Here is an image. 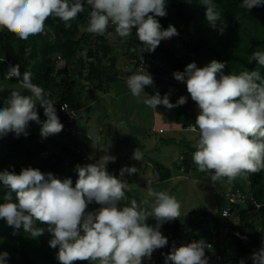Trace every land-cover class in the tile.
I'll return each instance as SVG.
<instances>
[{
    "label": "clouds",
    "instance_id": "obj_1",
    "mask_svg": "<svg viewBox=\"0 0 264 264\" xmlns=\"http://www.w3.org/2000/svg\"><path fill=\"white\" fill-rule=\"evenodd\" d=\"M85 3L90 6L88 32L103 35L111 27L117 36L126 38L135 29L144 52L126 84L134 97L147 93L145 86L158 80L154 82V73L145 68L153 62L145 51L153 52L161 40L179 35L175 25L164 28L157 18L167 15L166 0H0V25L12 29L21 39H27L43 32L44 22L50 16L64 21L66 27L70 26L69 22L84 12ZM200 3L206 6L210 26L222 32L223 27L217 23L220 16L215 0H201ZM261 5L264 0H241V7L248 10ZM250 59L264 66V51L255 50ZM142 60L148 61L145 67L141 65ZM224 68V62L213 59L203 67H198L195 61L190 62L183 71L173 73L176 80L186 82L183 95L191 96L200 110L197 118L189 114L196 109L194 102H190L192 107L186 114L190 116L191 124L185 130L199 132L192 159L200 171L212 173L214 184L224 178L230 181L245 173L264 170V77L257 70L225 74ZM4 77L17 78L28 94L13 90L9 97L0 100L3 101L0 104V138L9 133L17 138L21 134L27 136L30 121L42 125L40 134L43 138L59 133L65 127L57 114V100L53 102L41 86L32 82L30 70L21 73L19 64H9ZM183 95L172 102L169 94L162 96L156 91L153 95L148 94L143 103L152 109H157L158 105L171 109L188 102ZM62 103L58 102L61 110L73 115L69 104ZM38 105L43 108L44 120L40 118ZM76 108L79 133L76 137L70 135L78 140V145H84L81 153H86L87 162H94L89 160L86 145L80 138V108ZM179 126L178 129L184 130L182 125ZM154 132L165 133L164 130H151ZM142 157L138 148L134 149L132 158L142 160ZM115 159L114 155L106 153L94 163L77 164L75 186L71 177L62 179L38 167H23L19 173L8 168L0 170V182L8 189L0 196V219H5L16 230L23 227L33 238L45 232V228L35 226L37 221L47 225V231L52 234L49 245L59 246L56 258L61 264H72L77 260H88L93 264H142L144 260H151L156 249L168 244L172 234L161 231V226L179 217L180 204L167 191L155 190L149 183L147 196L154 198L150 212L143 207V200L138 203L132 198L130 203L122 205L128 190V182L123 177L138 169L126 165L120 169L119 176L110 173L107 165ZM229 189L232 188L225 189L222 194ZM94 203L99 207L88 210ZM150 216L157 221L154 226L147 223ZM208 246L203 239L180 246L173 242L171 250L164 254V264H208L205 254ZM8 257L7 251L0 252V264H9ZM251 258L253 264H264V247L253 252Z\"/></svg>",
    "mask_w": 264,
    "mask_h": 264
},
{
    "label": "trees",
    "instance_id": "obj_2",
    "mask_svg": "<svg viewBox=\"0 0 264 264\" xmlns=\"http://www.w3.org/2000/svg\"><path fill=\"white\" fill-rule=\"evenodd\" d=\"M200 2L201 0H166L167 15L157 18L164 28L169 24L175 25L179 35L161 40L153 52L145 51L153 60L145 68L149 73H157L159 76L153 91L161 88L163 95L168 93L172 102L173 96L183 95V89L174 90L172 83L167 82L166 78L173 76L174 71L183 70L193 61L206 65L216 59L225 63V74L231 71L239 73L257 70L264 77V66L258 65L257 60L250 59L255 50L264 51V5L248 10L241 7V0H215L220 16L217 23L223 27L221 32L210 26L206 19V6ZM89 12L90 6L85 3L84 12L70 21L68 27L64 21L50 16L44 22L43 32L27 39H21L12 29L0 25V100L9 97L13 90L28 94L17 78L4 77L9 64H19L21 73L30 70L32 82L41 86L53 102L57 100V114L65 126L66 116L58 102H72L81 108V97L87 83L93 84L96 90L107 92L112 84H116L115 81H120L119 75L128 77L135 72L143 57L142 42L136 37L135 29L123 41V49L126 48V57L131 63L118 68L120 56L116 53L113 41L107 39L106 33L100 35L86 30ZM178 51L183 52V57L178 56ZM61 60L64 61L63 67L58 66ZM126 67L130 70L124 71ZM1 78L4 79L1 81ZM188 107H192L190 102L174 109L177 123L184 128L191 124L190 116L186 114ZM37 110L41 120L46 119L43 108L38 105ZM41 126L36 121H30L26 129L29 133L27 136L21 134L17 138L9 133L0 138V170L8 168L19 173L23 167H38L41 171H51L62 179L71 177L75 186L78 178L75 166L94 162H87L86 153L78 152V140L66 133L64 127L59 133L43 138L40 134ZM131 139L137 146H141L135 138ZM166 142L171 143L170 140ZM191 149L184 153V159L177 167L187 175L191 170L195 171V176L200 172L199 175L203 178L204 171H200L192 159L196 148L193 146ZM66 157L71 158L68 163ZM149 162L158 172L160 182L173 177L171 168L151 158ZM119 169V161L114 160L109 172L119 176ZM225 179L228 184L219 186L221 192L230 185L234 191L244 192L248 199L236 209L239 220L236 225L232 224L231 236L234 243L225 246L220 243V239L217 242L221 256L218 263L242 264L241 258L247 256L253 264L252 253L264 247V170L245 173L230 181ZM7 190L0 182V196ZM229 205L231 204L222 199L219 210L213 211L209 206H202L189 213L187 223L181 222L180 217L163 223L161 231L172 235L168 238V244L156 249L149 261L164 264V254L171 250L173 242L186 244L191 237L208 235L211 227L221 229L223 209ZM98 207L96 203L90 204L88 210ZM156 223L155 218L149 222L153 226ZM35 226L45 228V232L37 238L31 237L23 227L16 230L5 219H0V252L9 253V264H61L56 258L59 246L53 248L49 245L52 234L47 231L48 226L38 221ZM72 264H91V261L77 260Z\"/></svg>",
    "mask_w": 264,
    "mask_h": 264
},
{
    "label": "rangeland",
    "instance_id": "obj_3",
    "mask_svg": "<svg viewBox=\"0 0 264 264\" xmlns=\"http://www.w3.org/2000/svg\"><path fill=\"white\" fill-rule=\"evenodd\" d=\"M106 34L113 41L112 44L115 46L116 53L120 56L118 68H121L123 65L130 64L131 61L126 57V48L123 49V41L127 40L129 36L126 38L117 36L114 32V29L111 27L109 28L108 32H106ZM115 38H118V40H116ZM143 52L144 51H142V53ZM178 56L183 57V52L178 51ZM60 65L63 66V64ZM204 65L205 63H197L198 67H203ZM119 78L121 79L117 84V87L120 90H124L122 88H124L128 77H122V75H119ZM3 79L4 78H1V81ZM166 81L173 84L174 90H180L186 87V82L178 81L174 78V76H169L168 78H166ZM149 86L150 85L145 86V91L149 95H153L154 92L152 91V89L150 90ZM98 92L99 95H105V93L103 92ZM147 93H142L140 97H134L132 94H130V92H125L122 95L117 96L112 93L115 97H119L116 99V101H118L121 110L119 115L113 113L111 117H108L109 126L107 128L105 136L103 137V140L106 141L110 146V153L114 152L118 148L120 150L122 149V153H124V149H126V147H128V151L125 153H130L133 149H136V145L132 144L131 141H129L127 138V132L129 131L131 133L130 129L132 128V124H135L136 126H133H135L137 129L135 130L136 132H133V135L138 138L139 142H145L144 144L146 145V148L143 144L140 146L141 148L145 149H142L144 157L143 161L139 164H135L136 161L133 160L127 165L136 166L138 171L133 174L125 173L123 178L128 182V190H126L125 198L121 201V204L123 205L126 203H130V200L132 198H135L138 203L143 200L145 201L143 207L150 212L154 204V198L149 199L147 197V188L150 183V186L153 189L165 190L177 199L180 204L179 217L181 218V222L187 223L189 213L198 207L209 206L213 211L219 210L221 208L220 201L223 199H221V194L224 192L220 191L219 186H221L222 184H228V181H226V179L224 178L214 184L211 181L212 173L209 171H204V177L202 178L199 175L200 172H198L197 176H195V171L191 170L190 173L192 175L190 173L187 175L183 172V169H178L177 167L181 164V159L178 160V158H180V155H182L187 150H192L191 148L196 145L197 141L199 140V132H186L185 128H183L184 130H180L183 131L181 137V132L170 131L171 129H164L165 133L161 135L163 139H165L166 137H175L174 139H177V142H179L175 144L164 143L159 139V133L151 134L152 127L156 126V122H159L162 125H168L178 121L174 117L175 107L171 109L167 108V110H162L159 106H157V109H152L145 105L143 103V99L148 95ZM176 94L177 93L175 92V95ZM183 96L186 95L184 94ZM186 97L187 101L194 102V106L196 107V109L190 112L188 107L186 112H189V114L194 115L195 118H197L200 110L196 102L192 100L191 96L187 95ZM178 98L179 96H173V102H175ZM110 101H112V99H109V102ZM103 103L104 101H102V106L100 107L102 111L100 109H97L99 114L97 113V111H95L93 115L97 116L100 120L107 121L105 114L114 111L113 107L109 108V111H105ZM90 111L92 110H88L86 107H83L80 110L78 116V127H82L85 124ZM129 125H131V127H129ZM116 130H120L122 131V133L118 135L116 133ZM190 131L193 130L190 129ZM144 133L148 134L149 141L144 139V137L142 136ZM182 139H184V141ZM124 144H127V146H125ZM95 151L98 152L96 149ZM95 151H89V155L96 156L97 153ZM150 158L155 160V162L159 161V163L171 168L173 171V178L167 180L166 182L164 181V184H158L160 182L158 179V172L152 168L151 163L145 164V162L149 161ZM70 159V157H66V162L68 163ZM121 162L122 165L120 164V169L124 167L123 164H126L125 158ZM107 168L108 171H110V169L112 168L111 162L108 163ZM228 188L233 187L227 185V189ZM153 218L154 217L150 216L147 220V223H149ZM238 218V211L234 210V216L231 222H233L234 224L237 223ZM220 242L225 246L229 244L232 245L234 241L231 233L226 237H221ZM176 245L180 246L181 244L177 243ZM212 251L213 250H205V254L208 257V264H219L218 261L214 259ZM241 263L251 264L252 262L248 259L247 256H244L243 258H241ZM91 264H93V262H91ZM142 264L153 263H151L149 260H144Z\"/></svg>",
    "mask_w": 264,
    "mask_h": 264
},
{
    "label": "crops",
    "instance_id": "obj_4",
    "mask_svg": "<svg viewBox=\"0 0 264 264\" xmlns=\"http://www.w3.org/2000/svg\"><path fill=\"white\" fill-rule=\"evenodd\" d=\"M106 36H107V38H109L107 34H106ZM115 39H117V38H115ZM108 40L111 41L110 38ZM60 64H63V66H64V61L61 60L59 62V64H58V66ZM63 66L60 65L59 67H63ZM119 82L115 81L114 83H116V84H114V85L112 84V88L109 91H107V92L100 91V92L105 93V95H99V92H98L99 90H96L95 86L93 84L87 83V86H86L84 92L82 93L81 102H80L82 107L80 108V110L83 107H86L88 110L91 109L92 111H90V114H88V117H87V120L85 121V124L82 127H79V130L81 132L80 138L84 141V143L86 145L87 154L89 156V160H91V161L95 162V160H98L101 156H103V155H105L107 153V154H110V155H114L116 157L115 160H118L119 164H121L122 163L121 161H123L124 158H125L126 164H123L124 166L128 165L133 160L136 161L135 164H139V163H141L143 161L144 157H142V160L133 159L132 158V154H133L132 151H134V149L130 153H125V152L128 151V147H126V149H124V153H122V149L120 150L118 148L114 152L110 153V146L108 145V143L106 141L103 140V137L105 136V133L107 132V128L109 126L108 117H111V115L113 113H116V114L119 115L120 110H121V107L119 106L118 101H116V99L119 98V97H115V96L122 95L125 92H130L129 88L127 87V84H125L124 88H122L124 90H120L117 87V84ZM153 86H154V84L149 86L150 90L152 89V91H153ZM159 92L163 96L161 88L159 89ZM112 93H114L115 96ZM130 94H131V92H130ZM154 94H155V92H154ZM109 99H112V101L109 102ZM102 101H104L103 104H104V110L105 111H109L108 109L113 107V111L114 112H110V113H106L105 114L107 121L100 120L97 116L93 115V113L95 111H97V109H100L102 111V109L100 108L102 106ZM158 106L162 110H167V107L164 106V105H158ZM79 113H80V111H79ZM97 113L99 114L98 111H97ZM133 125H135V124H132V128L130 129L131 133L129 131L127 132V138H128L129 141H131L132 144H135L132 141L131 138H135V140L137 142H139V140H138L137 137H135L133 135V132H136L135 130H137L136 127H135L136 125L135 126H133ZM178 126H179V123H177V122H173L172 124H168V125H162L159 122H156V126L152 127V130L153 129H157V130L171 129L170 131L181 132L180 136L182 137L183 131H180V129H178ZM129 127H131V125H129ZM116 133L118 135H120L122 133V131L116 130ZM154 133H157V132H154ZM154 133H151V134H154ZM162 134L163 133L159 134V139L162 140L164 143L167 144L166 140H170L171 141V143H169V144L179 143V142H177V139H174L175 137L174 138L166 137L165 139H163V137L161 136ZM142 136L144 137V139L149 141V137H148L147 133H144ZM182 140L184 141V139H182ZM139 143L141 145L143 144L145 146V148H146V145L144 144L145 142H141L140 141ZM152 143H153V141H152ZM124 145L127 146V144H124ZM94 148L98 152H96ZM136 148H138V150L143 154V150L142 149H144V148H141V147H139L137 145H136ZM92 150L97 153L96 156L89 155V151L91 152ZM183 158L184 157L182 155H180V158H178V160L181 159V163H182ZM121 159H123V160H121ZM110 162L112 164L113 161H110ZM145 164H150V162L147 161V162H145ZM119 173H120V171H119ZM158 184H164V182L163 183L159 182ZM148 198L151 199L150 197H148Z\"/></svg>",
    "mask_w": 264,
    "mask_h": 264
},
{
    "label": "built area",
    "instance_id": "obj_5",
    "mask_svg": "<svg viewBox=\"0 0 264 264\" xmlns=\"http://www.w3.org/2000/svg\"><path fill=\"white\" fill-rule=\"evenodd\" d=\"M148 61L142 60L141 65L145 67ZM140 65V66H141ZM153 76V81H157L159 79V76L157 73L152 74ZM64 103L69 104V110L73 113V115L70 114V112L63 111L64 115L66 116V122H65V127L64 130L66 133L71 134L72 136L76 137L78 136V128H77V115H78V109L73 106L69 102H63L61 105ZM84 149L83 144L78 145V152H81ZM48 154V152H46ZM222 197L231 205L225 207L223 209V218H224V223L221 229L211 227L208 235L203 236V237H191L188 240V243L191 242L192 240H200L203 239L206 241L207 244H209L208 248L206 250H213L212 254L214 256L215 260H221V256L218 253L217 249V242L219 241V237L227 236L231 232V220L234 216V210L237 209V206L243 205L246 200L248 199L247 196H245L244 192L240 190L234 191L233 189L227 190L224 194H222ZM252 199V198H251ZM183 236V234H181Z\"/></svg>",
    "mask_w": 264,
    "mask_h": 264
}]
</instances>
